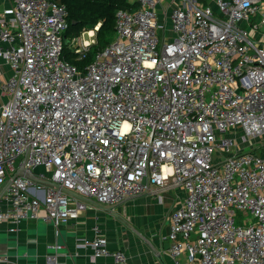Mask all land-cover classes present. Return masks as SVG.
<instances>
[{"label": "built area", "instance_id": "2783aa9c", "mask_svg": "<svg viewBox=\"0 0 264 264\" xmlns=\"http://www.w3.org/2000/svg\"><path fill=\"white\" fill-rule=\"evenodd\" d=\"M131 1L83 68L72 60L85 59L100 24L70 39L67 58L62 0H12L0 13V62L12 69L0 84V191L11 179L0 232L42 210L59 232L87 208L75 194L115 205L174 184L186 189L167 236L176 263L264 264V154L248 145L264 136V46L243 25L264 26V0ZM40 166L39 180L18 172ZM80 245L134 264L101 235ZM48 248L57 264L61 245Z\"/></svg>", "mask_w": 264, "mask_h": 264}, {"label": "crops", "instance_id": "0c3cea01", "mask_svg": "<svg viewBox=\"0 0 264 264\" xmlns=\"http://www.w3.org/2000/svg\"><path fill=\"white\" fill-rule=\"evenodd\" d=\"M11 5L12 0H0V13ZM166 20L169 21L170 17L161 13L160 21ZM259 20L260 15L253 18L255 22ZM243 25L264 46V26L254 29L250 23ZM11 74L10 65L2 60L0 84ZM8 97L0 86V105ZM254 139L249 146L263 140L257 139L256 142ZM255 150L261 151L259 143ZM45 171L40 166L34 174ZM75 196L82 199L87 208L77 218L63 220L59 232L52 220L44 218V210L38 217L21 222L16 232L3 229L0 232L1 264H47V256L52 251L48 245L54 243L61 245L56 250L57 264H118L111 257L95 259L92 248L80 245L83 238L96 235L103 236L111 250L125 251L134 264H184L186 254L176 263L170 254L171 242L167 238L171 215L186 197L184 186L151 185L143 193L126 197L115 205L102 204L79 194Z\"/></svg>", "mask_w": 264, "mask_h": 264}, {"label": "trees", "instance_id": "16d2710c", "mask_svg": "<svg viewBox=\"0 0 264 264\" xmlns=\"http://www.w3.org/2000/svg\"><path fill=\"white\" fill-rule=\"evenodd\" d=\"M68 9L69 26L64 32V46L68 45V41L74 37L80 36L83 32L95 29L96 43L85 59L72 61L80 68L84 64L94 59L95 53L109 45L116 36V12L121 9H136L139 5L131 0H62ZM64 48V49H65ZM65 57H74L75 54H64Z\"/></svg>", "mask_w": 264, "mask_h": 264}, {"label": "rangeland", "instance_id": "374dc122", "mask_svg": "<svg viewBox=\"0 0 264 264\" xmlns=\"http://www.w3.org/2000/svg\"><path fill=\"white\" fill-rule=\"evenodd\" d=\"M170 27H171V23H170V20H169V21H167V36H171ZM95 35H96V32H95ZM158 36H159V38H160V40L162 42L163 36H164L163 28H159L158 29ZM85 37L91 39L90 33L86 32L85 33ZM69 47L71 48L70 40L68 41L67 47L64 49V54H69L70 53V48ZM257 139H263L262 141L258 140V143L260 144V149H261V151H259V152L262 153V154H264V136H259V137L255 138L254 140L257 142ZM258 143H256V144H258ZM242 146H245L246 147L247 144L244 143ZM19 160L20 159L17 160L16 164L19 163Z\"/></svg>", "mask_w": 264, "mask_h": 264}, {"label": "water", "instance_id": "95a60500", "mask_svg": "<svg viewBox=\"0 0 264 264\" xmlns=\"http://www.w3.org/2000/svg\"><path fill=\"white\" fill-rule=\"evenodd\" d=\"M18 172H22L23 174L27 175L28 177L35 179V180H38V177L33 172L27 171L24 167H22ZM10 182H11V179H9L8 182L6 183V185L1 189L0 195L6 190V188L10 184ZM146 182H147V179L144 180V183H146Z\"/></svg>", "mask_w": 264, "mask_h": 264}]
</instances>
